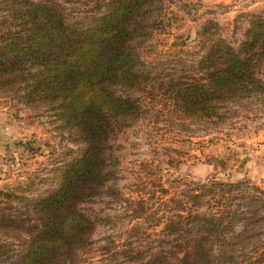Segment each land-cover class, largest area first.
Instances as JSON below:
<instances>
[{
    "label": "trees",
    "instance_id": "obj_1",
    "mask_svg": "<svg viewBox=\"0 0 264 264\" xmlns=\"http://www.w3.org/2000/svg\"><path fill=\"white\" fill-rule=\"evenodd\" d=\"M165 11L164 0H95L90 13L71 17L57 0H0V90L17 93L25 103L53 105L62 126L82 144L79 155L61 166L59 184L45 195L0 190V234L19 241L0 237V264L83 263L95 224L82 204L113 193L119 164L114 139L142 116L138 92L156 88L184 116L199 118L217 115L229 101L264 98V16L249 14L237 47L221 37L215 22L204 21L197 34L206 50L188 73L154 69L139 54ZM236 198L223 208L207 202L203 209L177 212L164 224L167 240L128 259L254 264L251 255L239 258L237 252L258 239L257 211L264 201L246 193L240 196L241 210L240 202L233 205ZM12 199L17 204L11 205ZM255 260L264 264V249Z\"/></svg>",
    "mask_w": 264,
    "mask_h": 264
},
{
    "label": "rangeland",
    "instance_id": "obj_2",
    "mask_svg": "<svg viewBox=\"0 0 264 264\" xmlns=\"http://www.w3.org/2000/svg\"><path fill=\"white\" fill-rule=\"evenodd\" d=\"M57 1L71 17L90 13L95 3ZM164 2L161 24L139 49L154 69L193 71L191 65L206 50L197 32L207 19L237 47L249 14L264 16V0ZM260 75L264 79V66ZM136 97L142 116L118 130L114 139L119 164L113 193L82 204L95 226L81 264H133L127 256L167 240L164 224L187 208L203 209L207 202L223 208L235 195L233 205L240 202L244 210L240 196L246 193L264 201V98L229 101L217 115L199 118L184 116L156 88L148 87ZM81 150L75 132L62 126L53 105L25 103L17 93L0 90V190L45 195L59 184L61 166ZM238 182V187L229 189V184ZM193 192L202 196L192 199ZM17 202L12 199L10 204ZM257 216L262 224L257 227L258 239L237 252L239 258L251 255L254 264L264 249V206L258 207ZM0 237L19 244L14 237Z\"/></svg>",
    "mask_w": 264,
    "mask_h": 264
}]
</instances>
